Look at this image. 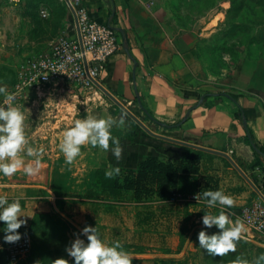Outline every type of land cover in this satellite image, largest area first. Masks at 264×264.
I'll list each match as a JSON object with an SVG mask.
<instances>
[{"label": "crops", "instance_id": "crops-1", "mask_svg": "<svg viewBox=\"0 0 264 264\" xmlns=\"http://www.w3.org/2000/svg\"><path fill=\"white\" fill-rule=\"evenodd\" d=\"M144 1L80 0V3L91 18L110 23L117 29L120 40L124 42L102 71L101 85L155 135L136 121L138 127H134L133 119L120 117L121 108L107 103L105 97V104L91 106L88 118L116 120L112 135L120 142L122 159L117 163L113 154L115 145L110 141L107 152L91 145L81 146V154L73 163L77 167L80 164L86 166L85 171L90 175L98 169L112 171L110 164L120 169L137 168L148 156L180 159L194 150L200 151L203 158L194 183L197 180L202 182L205 176L215 179V191H222L234 200L233 206L223 208V211L235 222L239 220L237 213L245 205L264 197V41L246 44L247 52L240 59L229 63L225 54L219 57L217 68H206L201 57V42L198 41L202 37H197L190 29L164 24L160 18L156 19V11L148 8ZM0 27L5 38L7 35L15 36L14 43L20 51L37 53L30 58L45 52L49 44L64 32L76 35L75 19L67 0H0ZM14 84L10 91L15 104L30 93L34 104L44 100L46 107L52 108L56 101L63 99L57 105L65 108L59 109L55 120L31 127L32 137L26 138L27 147L43 148L41 161L44 164L41 166L45 169L51 167L50 173L40 171L41 174L30 176L34 181L28 183H0V187L9 185L7 190L0 188V196L8 197L9 201H24L21 219H26L27 223L21 230H25L38 213L59 210L57 199H27L26 195L38 194L40 190L54 194L53 188L55 192L71 190L67 185H60V181L55 182L64 176L65 169L60 163H66L59 144L63 132L74 126L76 120L84 119L81 116L84 108L79 109L72 94L59 87L14 96ZM144 109L158 123L146 120ZM74 116L80 118L74 119ZM119 120L124 124L120 125ZM249 137L262 153L248 141ZM32 159L25 157L28 162ZM55 163V168L59 165L61 168L54 169ZM77 172L74 174L83 175L84 169ZM17 174L18 177L25 175L23 169ZM209 199L207 214L214 211L219 214L222 206L217 203L209 208ZM65 203V208L72 204L69 200ZM174 204L171 209L175 208ZM217 228L212 232H217ZM4 253L0 264L6 261Z\"/></svg>", "mask_w": 264, "mask_h": 264}, {"label": "rangeland", "instance_id": "rangeland-1", "mask_svg": "<svg viewBox=\"0 0 264 264\" xmlns=\"http://www.w3.org/2000/svg\"><path fill=\"white\" fill-rule=\"evenodd\" d=\"M144 2L148 8L156 11V19L160 18L164 24L190 29L195 31L197 37H202L198 41L201 42V57L204 58L206 68L209 66L217 68L219 57H224L225 54L229 63L240 59L247 52L246 44L255 40L264 41V0H145ZM14 38L13 35H7L5 38L0 32V84L6 85L9 90L12 89L20 63L37 54L20 51L15 46ZM28 94L16 104L14 101L6 103L5 97L0 96V105L21 108L25 117L26 138L32 137L31 127L55 120L59 109H65L57 105L63 99L56 101L52 108H47L43 103L44 100L34 104V97ZM106 101L117 107L109 97ZM79 107V109L84 108L81 113L82 118H88V112L91 110L87 109V105ZM75 111L74 109L73 112ZM138 114L144 118L142 113L138 112ZM76 117L80 118V116L73 118ZM60 118L58 117V120ZM27 148L26 145L24 152ZM25 163L29 162L25 161ZM43 164L42 161L41 165ZM56 164L53 166L54 169L61 168L60 165L59 168H55ZM60 164L65 169L64 176L62 179L57 178L55 182L60 181V185L69 186L67 189H71L70 191L55 192L53 188L54 194L43 193L40 190L38 194L26 195L27 199L41 197L47 201L52 197L57 199L59 208L58 211L40 216L35 223L32 221L28 228L20 231L22 233L28 230L32 234L34 246L29 255L36 251L39 264H55L60 258L65 259V264H74V258L68 256L65 248L70 247L76 239H82L87 243V238L82 234L87 226L96 228L99 238L106 244L119 242L122 249L129 254L130 264H233L237 259L247 261L248 264H264V258H261L264 255V231L261 232L244 223L242 211L237 214L245 231L241 233L236 243V251H230L222 257L211 255L207 249L199 246L198 235L201 231H205L209 236L219 235L223 230L216 225L208 227L203 224L204 215L207 214V197L203 196L202 203L173 201L172 203H175L173 209L170 208L173 206H163L157 198L142 202H127L112 198L108 202L82 201L79 195L85 194L92 188L95 173L88 175L85 171L87 167L82 164L79 167L76 163ZM79 169H84V172H81L83 175L74 174ZM44 170L49 174L51 167L45 169L41 166L40 171L44 172ZM29 181L34 180L26 174L19 177L17 173L11 177L0 174L2 184H13V182L22 184ZM8 186L2 185L0 188L7 190ZM197 190L202 193L211 191L209 186L207 187L206 176L200 183L198 180L195 181L193 192ZM67 200L72 204L65 208ZM258 200L260 198L248 204ZM163 207H166L165 211ZM213 214H216V211ZM146 218H150V221L143 222ZM215 227H218L216 229L218 231L212 232ZM29 255L23 259L24 264L28 262Z\"/></svg>", "mask_w": 264, "mask_h": 264}, {"label": "clouds", "instance_id": "clouds-1", "mask_svg": "<svg viewBox=\"0 0 264 264\" xmlns=\"http://www.w3.org/2000/svg\"><path fill=\"white\" fill-rule=\"evenodd\" d=\"M0 96L5 97V102L13 101L14 97L6 85L0 84ZM24 114L19 106L0 105V174L4 177H11L23 169L28 176H35L41 169V157L43 148L28 147L24 152L27 143L24 132ZM116 120L113 119H78L74 126L63 132V139L59 144V149L63 153L65 162L71 165L81 154V146L91 145L92 148H99L107 152L110 141L115 147L113 154L117 163L122 159L119 140L112 135L113 126ZM123 125L124 121L119 120ZM21 153H24L21 155ZM25 157L33 158L31 162L25 163ZM112 171L105 173L107 178L119 175L120 167L109 165ZM204 197L208 200V207L212 208L217 203L222 206L219 214L209 213L204 215L203 224L211 227L218 226L222 229L219 235L209 236L205 231L198 235L199 246L208 250L209 254L224 256L236 251V243L245 231L244 225L239 221L233 222L223 211V208H231L234 200L225 195L222 191H205ZM22 206L19 199L11 202L8 197L0 196V222H3L4 233L3 242L13 244L21 240V233L18 231L26 225L27 220L21 219ZM87 238V243L82 239H76L65 251L68 256L74 258V264H130L129 254L122 249L119 242L112 245L101 240L94 227L87 226L82 233ZM261 258H264L262 255ZM55 264H65V259L60 258ZM233 264H248L247 261L239 259Z\"/></svg>", "mask_w": 264, "mask_h": 264}, {"label": "built area", "instance_id": "built-area-1", "mask_svg": "<svg viewBox=\"0 0 264 264\" xmlns=\"http://www.w3.org/2000/svg\"><path fill=\"white\" fill-rule=\"evenodd\" d=\"M67 5L75 19L76 35L64 32L49 44L45 52L20 63L13 94L22 96L32 90L59 87L72 94L77 107L87 105L90 109L98 103L105 104V97L108 96L96 83L101 84L102 71L124 42L120 40L119 31L110 23L91 18L80 0H67ZM176 200L202 203L204 197L202 191L197 190ZM241 216L244 223L263 232L264 197L245 205ZM2 238L3 232H0V251L6 252L3 264H18L32 251L33 238L28 230L23 231L21 240L13 244L4 243Z\"/></svg>", "mask_w": 264, "mask_h": 264}, {"label": "trees", "instance_id": "trees-1", "mask_svg": "<svg viewBox=\"0 0 264 264\" xmlns=\"http://www.w3.org/2000/svg\"><path fill=\"white\" fill-rule=\"evenodd\" d=\"M144 115L146 120L158 123L146 109H144ZM131 121L134 127H138L135 121ZM248 141L255 146L257 151L262 153V150L250 137ZM202 158L203 153L197 150L180 159L148 156L137 168H122L119 175H115L113 178H107L106 171L98 169L95 172L92 188L88 189L85 194L79 195V198L82 201L93 202L100 200L108 202L111 198L127 202H142L157 198L163 206H172V202L177 201L179 196L186 197L194 191V180L200 173ZM207 181V186L209 184L211 191H215L217 182H213L210 178ZM20 203L23 208L24 201ZM44 214L46 213H38L33 222L35 223L40 216H45ZM149 221L150 218H146L143 222ZM0 223L3 228V222ZM18 231L20 232L21 228ZM37 256L38 254L34 251L31 256L29 255L30 258L26 264H39ZM4 257V251H0V262ZM18 264H24L23 260L22 263L19 262Z\"/></svg>", "mask_w": 264, "mask_h": 264}, {"label": "water", "instance_id": "water-1", "mask_svg": "<svg viewBox=\"0 0 264 264\" xmlns=\"http://www.w3.org/2000/svg\"><path fill=\"white\" fill-rule=\"evenodd\" d=\"M100 89L110 98L112 99L122 110V113L120 114V117H123L124 119H128V118H131L133 119L134 121H136L142 128H144L147 132H149L150 134L152 135H155L148 127H146V125H144V123L139 119L137 118L133 113L132 111L126 107L123 103H121L117 98H115L105 87H103L101 84L99 83H96ZM139 103H140V107L143 108L140 100H139ZM181 144H185V145H189L185 142H181V141H177ZM189 146H192V145H189ZM199 148V147H197ZM200 149H203V148H200ZM233 164L241 171V173L246 177V175L243 173V171L238 167V165L232 161ZM247 178V177H246ZM248 179V178H247ZM249 180V179H248ZM250 181V180H249ZM251 182V181H250ZM252 183V182H251ZM253 184V183H252ZM253 186L255 187V185L253 184ZM256 188V187H255Z\"/></svg>", "mask_w": 264, "mask_h": 264}]
</instances>
